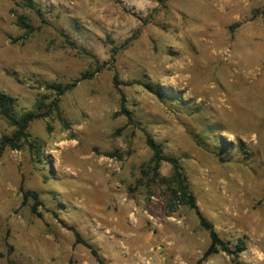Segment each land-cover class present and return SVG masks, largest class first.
Here are the masks:
<instances>
[{
	"label": "rangeland",
	"instance_id": "1",
	"mask_svg": "<svg viewBox=\"0 0 264 264\" xmlns=\"http://www.w3.org/2000/svg\"><path fill=\"white\" fill-rule=\"evenodd\" d=\"M32 1L0 0V92L45 116L0 157V264H264V0ZM44 84L71 86L58 110ZM14 132L0 114V142ZM148 137L238 256L203 260L209 232Z\"/></svg>",
	"mask_w": 264,
	"mask_h": 264
},
{
	"label": "trees",
	"instance_id": "2",
	"mask_svg": "<svg viewBox=\"0 0 264 264\" xmlns=\"http://www.w3.org/2000/svg\"><path fill=\"white\" fill-rule=\"evenodd\" d=\"M24 5L32 10H35V3L32 0H22ZM38 12H41L40 10ZM18 23L22 27L23 30H26L28 32H31L33 30V27L28 23V21L23 18V16L18 18ZM70 45L74 46V43L69 42ZM118 50L117 48L113 51V59L116 57ZM101 70V66L97 68L96 72H99ZM94 74L90 75L89 77H93ZM85 79H88L89 77L87 75H84ZM114 86L116 88H119L120 80L118 75L115 76ZM135 84L141 85V82H135ZM41 87H44L47 91L54 92L56 95V98L54 101H52V105L55 110L59 109V101H61V97H64L70 90L71 86H63L62 84H44L41 85ZM124 100V99H123ZM123 112L129 117V114L125 107L123 106ZM0 114L6 119V121L15 128V132L12 136H5L2 141L0 142V157L4 150L6 148H15L17 147V144L19 142H22L23 140H28L30 137L28 133V129L30 127V124L35 121L37 118H43L45 116H41V114H34L29 113L24 117H19L16 110H15V104L13 101V98L3 94L0 92ZM197 141L198 145L201 147H206V143L202 140ZM147 145L152 151L153 157H152V163L154 164V167L156 170H158L163 162H168L171 164L174 168V180H175V189L172 193V200L175 203L176 206L179 205H185L190 210L196 211L198 218L200 220V225L204 229H206L209 232L210 235V245L208 249L205 251L203 255V260H208L210 257L219 254L220 252L228 253L229 255L236 254L237 256L240 254V252L243 250L241 247H239L238 251L235 253L229 249L228 244L222 240V238L219 236V234L215 231L214 227L209 224L203 217L202 213L199 211L196 198L194 196L193 191L191 190V187L187 181V179L182 174V169L180 166V163L178 159L176 158H170L166 156L163 153L162 147L157 144L152 138H147ZM33 196V199L36 201L35 205L31 208V211L33 214H35L37 217H42L41 213L38 212V208L42 206V202L39 198V195L36 192L29 193ZM28 193L24 194V203L26 202L28 196ZM74 232L75 237V243L77 245H84L85 247L89 248L92 253L97 256L98 252L96 249L93 248L92 245L88 244L85 240L82 239L78 231L76 229H72ZM233 264H240L238 260L234 259L232 261Z\"/></svg>",
	"mask_w": 264,
	"mask_h": 264
},
{
	"label": "built area",
	"instance_id": "3",
	"mask_svg": "<svg viewBox=\"0 0 264 264\" xmlns=\"http://www.w3.org/2000/svg\"><path fill=\"white\" fill-rule=\"evenodd\" d=\"M154 254L137 257L134 261V264H169L166 260V256L163 255L161 248H158L157 251H152Z\"/></svg>",
	"mask_w": 264,
	"mask_h": 264
}]
</instances>
